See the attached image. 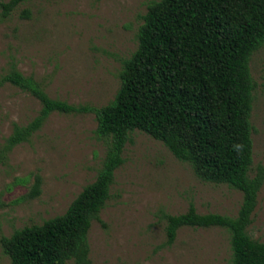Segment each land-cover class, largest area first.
<instances>
[{
    "label": "rangeland",
    "instance_id": "374dc122",
    "mask_svg": "<svg viewBox=\"0 0 264 264\" xmlns=\"http://www.w3.org/2000/svg\"><path fill=\"white\" fill-rule=\"evenodd\" d=\"M151 1L156 0L26 1L8 18L0 17V78L14 64L52 99L95 108L108 104L120 86L122 61L137 48ZM249 69L256 83L250 118L255 169L264 167V45L251 56ZM39 110L28 93L0 86V143L14 124L26 125ZM96 127L93 113H52L28 142L12 150L0 165V239L63 214L94 181L106 152ZM122 158L110 198L88 232L92 264L229 263V237L220 228H181L166 247L164 215L185 213L192 202L198 214L234 217L241 192L202 182L188 164L140 131L130 134ZM36 177L40 194L30 198ZM247 232L264 242V184ZM0 264H9L1 245Z\"/></svg>",
    "mask_w": 264,
    "mask_h": 264
},
{
    "label": "trees",
    "instance_id": "16d2710c",
    "mask_svg": "<svg viewBox=\"0 0 264 264\" xmlns=\"http://www.w3.org/2000/svg\"><path fill=\"white\" fill-rule=\"evenodd\" d=\"M28 0L0 2L6 19ZM29 18V11H23ZM264 45V0H156L147 5L137 33V48L124 59L120 86L99 108L50 98L39 82L13 64L0 78L40 104L26 125L14 124L0 143V165L28 142L52 113L96 116V138L106 144L93 182L82 188L61 215L2 237L9 264H92L88 232L110 198L115 171L130 134L140 131L188 164L205 183L241 192L236 216L198 214L192 202L185 213L164 215L165 246L179 229L220 228L229 237L228 264H264V242L247 232L264 184V167L252 168L254 130L250 118L254 90L249 62ZM40 194L36 177L29 197Z\"/></svg>",
    "mask_w": 264,
    "mask_h": 264
}]
</instances>
